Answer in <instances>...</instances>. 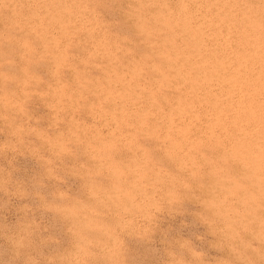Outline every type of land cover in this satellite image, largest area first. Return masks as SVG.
<instances>
[{"label": "rangeland", "instance_id": "rangeland-1", "mask_svg": "<svg viewBox=\"0 0 264 264\" xmlns=\"http://www.w3.org/2000/svg\"><path fill=\"white\" fill-rule=\"evenodd\" d=\"M142 1L0 0V50L6 60L11 61H0V264H25L28 256L35 257L38 264H60V257L74 250L72 209L77 200L91 203L85 188L87 178L82 174L88 168L96 166L87 151L105 155L121 170L155 169L162 170L165 174L187 176L188 173L181 171L180 165L176 164L181 163L179 159L176 161L173 157L181 152L186 155L189 153L200 166L201 176L193 183L192 191L184 194L181 205L169 206L166 189L160 190L159 186L146 187L143 205L146 219L141 222L144 240L141 242L133 236L121 234L119 242L115 245L120 253L117 264H168L170 251L182 252L185 259H191L187 250L179 249L177 241L182 239L191 240L197 250L204 251L208 264H214L215 258L228 255L226 249L218 251L209 245L214 238L211 236L212 229L208 221L214 217L202 202L228 196L230 203L238 204L242 193L226 192V189L232 186L229 181H241L249 163L247 157L259 149L264 151V142H260L264 140V12H261L264 1L247 0L249 2L246 3L243 2L246 0H236L237 3L240 2L239 6L236 1L235 4L232 3L233 0H181V3L180 0H154L157 3L153 0H145V3ZM149 3L150 7L155 6L152 11ZM191 3L195 5L191 6ZM158 4L160 6L156 8ZM244 6L247 7L246 10ZM188 7H191V11ZM209 7H217L219 10L222 7L223 11L210 10ZM253 9V12L255 9L261 11L253 13ZM235 11L242 13L236 14ZM245 12L251 14L246 16ZM241 14H244L246 20L249 19L246 23L250 24L245 23ZM254 14L258 20L254 19ZM195 15L198 20H195ZM259 15L263 17L259 19ZM204 17L206 20H203ZM214 17L223 23L215 21ZM228 19H232L233 23ZM176 20L180 22L176 23ZM141 23L146 27L143 28ZM252 28L254 32L257 29L258 31L254 33ZM207 31H210V35ZM250 31L255 34L253 37ZM198 40L199 42H196ZM175 46H178V50L173 48ZM154 48L160 50L156 52ZM162 48L166 50L163 54ZM208 54L211 58H208ZM190 58L194 62L188 61ZM203 64L206 67L208 64V67ZM135 66L138 68L134 69ZM247 69L250 70L249 74ZM238 80L242 82L238 83ZM214 92L218 94L214 95ZM181 94H184L183 97ZM201 94L205 98L201 97ZM208 96H212L215 102L213 103L211 98L208 100ZM177 98L181 99L178 101ZM201 99L205 100L204 104ZM179 106L187 110L188 115L185 111V117L183 114L186 120L175 116L174 111ZM200 108H205V111ZM172 113L173 121L170 117ZM231 113H234L235 117ZM164 120L169 121L164 123ZM227 120L231 125L227 124ZM208 121L212 125L209 126ZM193 123L195 126L193 125L191 130L189 128ZM248 123L249 125H246ZM219 124L223 125L224 129L221 130ZM235 128L240 129V134ZM249 128H253L252 131ZM230 131L234 132L233 135ZM67 133L74 134L78 142L84 144L73 143L70 145V153L57 157L45 139L64 136ZM215 133L217 139L213 138ZM242 133L244 138L241 137ZM255 137L260 139L259 142ZM237 144H240L239 147ZM245 145L249 146V150ZM250 145L255 146V150L250 148ZM236 149L239 152L235 153L237 156H233ZM211 164L218 165L221 172L216 174ZM212 177L215 179L209 180ZM128 179L131 182L133 178ZM96 181L104 187L111 183L107 173L97 175ZM209 185L213 187L212 190ZM214 186L221 196L217 194ZM243 187L247 189V185ZM60 191L65 192L61 195L69 197L63 216L43 208L45 203H60ZM210 193H213V196ZM176 208H179V211H174ZM101 211L105 222H115L112 210ZM26 224L32 225L31 245L17 255L10 238L22 234ZM95 243L96 247H93L92 251L96 255L90 258V264H107L99 249L102 242ZM84 264L88 262L85 261Z\"/></svg>", "mask_w": 264, "mask_h": 264}, {"label": "clouds", "instance_id": "clouds-1", "mask_svg": "<svg viewBox=\"0 0 264 264\" xmlns=\"http://www.w3.org/2000/svg\"><path fill=\"white\" fill-rule=\"evenodd\" d=\"M0 61L11 62L6 60L2 50ZM175 112L178 117L183 118V108L178 107ZM45 140L57 157L70 153L71 144L83 143L78 142L72 133ZM87 153L96 162L95 168H88L82 174L87 178L85 188L91 203L83 200L74 202V250L62 255L60 264H84L85 261L90 264V258L96 255L92 248L96 247L97 241L102 242L99 249L107 264H117L120 253L115 245L119 242L121 234L133 236L141 242L144 240L141 222L146 219L143 213L146 187L159 186L160 190L166 189L169 206L181 205L184 194L192 191L193 183L201 176L200 166L191 155L183 152L173 157L180 160L181 171L187 172V176L165 174L162 170L155 169L121 170L105 155L89 151ZM247 159L249 163L246 166V174L241 178L243 183L233 181L228 189L229 193H242L238 204L230 203L228 196L202 202L214 217L208 221L212 229L211 236L214 238L209 244L210 247L218 251L226 249L228 252L227 256L215 258L214 264H264V151L258 150ZM211 167L216 174L221 172L218 165L211 164ZM101 173H107L110 177L111 183L108 187L97 183L96 176ZM129 177L133 178L131 182ZM243 185H247V189ZM61 193L65 192H58L60 203H45L43 208L63 216L69 197ZM101 210H112L115 222H105ZM174 211H179V208ZM31 235L32 225L26 224L22 234L10 238L17 255L31 245ZM177 244L179 249L187 250L191 259H185L182 252L170 251L168 264H208L206 253L197 250L191 240L182 239L177 241ZM25 264H38V261L35 257L28 256Z\"/></svg>", "mask_w": 264, "mask_h": 264}, {"label": "bare ground", "instance_id": "bare-ground-1", "mask_svg": "<svg viewBox=\"0 0 264 264\" xmlns=\"http://www.w3.org/2000/svg\"><path fill=\"white\" fill-rule=\"evenodd\" d=\"M141 1H142V0H140V2H141ZM153 1H154V0H153ZM183 1H184V0H182V2H183ZM191 1H192V0H191ZM191 1H190V2H191ZM197 1H198V0H197ZM205 1H206V0H205ZM207 1H208V0H207ZM207 1H206V2H207ZM223 1H224V0H223ZM234 1H236V0H233L232 3L235 4ZM238 1H239V0H238ZM257 1H258V0H257ZM263 1H264V0H263ZM135 2H136V1H134V3H135ZM140 2H138V3H140ZM142 2H143V1H142ZM154 2H155V1H154ZM157 2H158V0H157ZM157 2H155V3H157ZM171 2H172V1H171ZM184 2H185V1H184ZM202 2H203V1H202ZM225 2H226V1H225ZM227 2H228V1H227ZM243 2L248 3L249 1L247 2V0H246V1H243ZM254 2H255V0H254ZM258 2H259V1H258ZM260 2H261V1H260ZM144 3H145V0H144ZM161 3H162V2H161ZM177 3H178V2H177ZM180 3H181V0H180ZM180 3H178V4L180 5ZM187 3H188V2H187ZM194 3L196 4V2H194ZM232 3H231V4H232ZM238 3L240 4V2H238ZM238 3H237V1H236V4L239 6ZM261 3H262V2H261ZM141 4H142V3H141ZM163 4H164V3H163ZM163 4H162V5H163ZM182 4H183V3H182ZM182 4H181V5H182ZM192 4H193V3H191V6H192ZM195 4H193V5H195ZM202 4H203V3H202ZM208 4L210 5V2H209ZM212 4H213V3H212ZM218 4H219V3H218ZM218 4H216V5L218 6ZM231 4H230V5H231ZM252 4H255V3H252ZM252 4H251V5H252ZM257 4L259 5V3H257ZM257 4H256V5H257ZM263 4H264V3H263ZM263 4H262V5H263ZM143 5H144V4H143ZM184 5H185V4H184ZM186 5H187V4H186ZM189 5H190V4H189ZM197 5H198V4H197ZM205 5H206V6H209V5H207L206 3H205ZM214 5H215V4H214ZM216 5H215V6H216ZM220 5H221V4H220ZM227 5H228V4H226V6H227ZM248 5H249V4H248ZM251 5H250V7H251ZM136 6H137V5H136ZM152 6H153V5H152ZM159 6H160L159 4H158V6L156 5V8H158ZM182 6H183V5H182ZM203 6H204V5H203ZM226 6H225V7H226ZM231 6H232V5H231ZM252 6H253V5H252ZM149 7H150V3H149ZM154 7H155V6H154ZM154 7H150V8H151V11H152V8L154 9ZM175 7L177 8V6H175ZM179 7H181V6H179ZM193 7H195V6H193ZM197 7H198V6H197ZM235 7H236V6H235ZM244 7H245V6H244ZM250 7H249V9H250ZM161 8H162V6H161ZM165 8H166V4H165ZM173 8H174V7H173ZM182 8L186 9L185 7H182ZM201 8H202V7H200V9H201ZM237 8H238V7H237ZM246 8H247V7H245L244 9L246 10ZM254 8H256V7H254ZM260 8H261V7H260ZM178 9H179V8H178ZM189 9H191V7H188V10H189ZM192 9H193V8H192ZM198 9H199V7H198ZM207 9H208V8H207ZM207 9H206V11H205V9H203V10H204L205 12H207V11H208ZM209 9L211 10L212 7H211V8L209 7ZM214 9H217V7L214 8ZM214 9H212V10H214ZM222 9H223V8L221 7V10H222ZM226 9H228V7H227ZM230 9H231V8H230ZM158 10H159V9H158ZM158 10H157V11H158ZM188 10H187V11H188ZM195 10H196V9H195ZM201 10H202V9H201ZM217 10H219V9H217ZM221 10H219V11L222 12L223 10H222V11H221ZM224 10H225V9H224ZM236 10H237V9H236ZM240 10H241V8H240ZM245 10H244V11H245ZM247 10H248V9H247ZM250 10H251V9H250ZM257 10H259V9H255V12H256ZM160 11H161V9H160ZM162 11H163V10H162ZM178 11H179V10H178ZM183 11H184V10H183ZM183 11H182V12H183ZM189 11H191V10H189ZM189 11H188V14H189ZM204 11H202L203 14H204ZM227 11H228V10H227ZM253 11H254V9L252 10V12H253ZM259 11H261V10H259ZM163 12H164V11H163ZM184 12H185V11H184ZM193 12H194V11H193ZM202 12H201L200 14H202ZM212 12H213V11H212ZM214 12H216V11H214ZM224 12H225V11H224ZM235 12H236V11H235ZM238 12H241V11H238ZM238 12H236V14H237ZM249 12H251V11H249ZM255 12H253V13H255ZM261 12H264V8H263V11H261ZM186 13H187V12H185V14H186ZM190 13H191V12H190ZM208 13H209V12H208ZM241 13H242V12H241ZM245 13H246V12H245ZM258 13H259V12H258ZM175 14H176V13H175ZM191 14H193V13H191ZM194 14H196V13H194ZM222 14H224V13H222ZM246 14H247V13H246ZM248 14H251V13H248ZM248 14H247L246 16H248ZM259 14H260V13H259ZM157 15H159V14L157 13ZM161 15H162V12H161V14H160V17H161ZM196 15H197V14H196ZM196 15H195V16H196ZM207 15H208V14H207ZM211 15H212V14H211ZM215 15H216V14H215ZM217 15H221V14H217ZM230 15H232V13L229 14V16H230ZM233 15H234V14H233ZM241 15H242V14H241ZM243 15H244V14H243ZM243 15H242V16H243ZM254 15H255V14H254ZM254 15H253V16H254ZM261 15H262V14H261ZM263 15H264V14H263ZM162 16H163V15H162ZM177 16H178V14H177ZM180 16H181V14H180ZM189 16H190V15H189ZM189 16H188V18H189ZM221 16H222V15H221ZM223 16H224V15H223ZM238 16H239V15H238ZM242 16L239 17V18L241 19ZM251 16H252V15H251ZM178 17H179V16H178ZM210 17H211V16H210ZM217 17H218V16H217ZM225 17H226V16H225ZM227 17H228V16H227ZM227 17H226V18H227ZM236 17H237V15L235 16V18H236ZM244 17H245V16H243V18H244ZM256 17H257V16L255 15V18H254V19H256ZM261 17H263V16H260V15H259V19H260ZM161 18H162V17H161ZM197 18H198V17L196 16L195 20H196ZM202 18H203V17H202ZM215 18H216V17H214V19H215ZM229 18H230V17H229ZM233 18H234V16H233ZM245 18H246V17H245ZM245 18H244V19H245ZM175 19H176V18H175ZM179 19H180V18H179ZM181 19H182V17H181ZM181 19H180V20H181ZM183 19H184V18H183ZM183 19H182V20H183ZM199 19H200V17H199ZM216 19H217V18H216ZM216 19H215V21H218V20H219V18H218L217 20H216ZM220 19H221V18H220ZM223 19H224V17H223ZM240 19H239V20H240ZM244 19H242V20H244ZM252 19H253V18H252ZM252 19H251V20H252ZM254 19H253V20H254ZM262 19H264V18H262ZM187 20H188V19H187ZM197 20H198V19H197ZM203 20H206L205 17H204ZM224 20H225V19H224ZM231 20H232V19H231ZM231 20L228 19V21H231ZM235 20H236V19H234V21H235ZM242 20H240V21H242ZM253 20H252V23H253ZM256 20H258V18H257ZM176 21H177L176 23L180 22V21H178V20H176ZM192 21H193V19H192ZM192 21H191V22H192ZM207 21H208V20H207ZM209 21H211V20H209ZM212 21H213V20H212ZM225 21H226V20H225ZM232 21H233V20H232ZM232 21H231V22H232ZM237 21H238V20H237ZM246 21H249V19H248V20L245 19V23H246ZM254 21H255V20H254ZM259 21H260V22H258V23H260V25H261V20H259ZM164 22H165V21H164ZM181 22H182V21H181ZM183 22H184V21H183ZM186 22H187V21H186ZM191 22H188V24L191 23ZM194 22H195V21H194ZM199 22H200V20H199ZM219 22H220V24L223 23V21H220V20H219ZM219 22H218V23H219ZM226 22H227V21H226ZM238 22H239V21H238ZM196 23H197V22H196ZM201 23H202V21H201ZM204 23H205V22H203V24H204ZM232 23H233V22H232ZM262 23L264 24V21H262ZM139 24H140V23H139ZM139 24H138V25H139ZM165 24H166V23H165ZM168 24H169V23H168ZM185 24H186V23H185ZM191 24H192V23H191ZM206 24H207V23H206ZM208 24H209V23H208ZM216 24H217V23H216ZM227 24H228V23H227ZM246 24H247V23H246ZM248 24H250V23L248 22ZM248 24H247V25H248ZM145 25H146V24H145ZM177 25H178V24H177ZM182 25H184V24H182ZM193 25H194V24H193ZM195 25H197V24H195ZM214 25H215V24H214ZM230 25H231V24H230ZM141 26H142V23H141ZM205 26H206V25H205ZM217 26H218V25H217ZM224 26H225V24H224ZM228 26H229V25H228ZM233 26H234V25H233ZM233 26L231 27L232 29H233ZM239 26H240V25H239ZM258 26H259V25H258ZM142 27H143V26H142ZM144 27H146V26H144ZM144 27H143V28H144ZM174 27H176V26H174ZM179 27H180V26H179ZM179 27H178V28H179ZM208 27H210V26H208ZM244 27H245V25H244ZM261 27H262V26H261ZM261 27H260V28H261ZM137 28H138V27H137ZM137 28H136V29H137ZM181 28H182V27H181ZM217 28H218V27H217ZM224 28H225V27H224ZM236 28H237V25H236ZM236 28H235V29H236ZM238 28H240V27H238ZM242 28H243V26H242ZM250 28H251V27H250ZM254 28H255V27H254ZM256 28H257V27H256ZM200 29H201V28H200ZM211 29H212V28H211ZM215 29H216V28H215ZM218 29H219V28H218ZM225 29H226V28H225ZM235 29H234V30H235ZM240 29H241V28H240ZM252 29H253V28H252ZM134 30H135V28H134ZM179 30H181V29H179ZM208 30H209V29H208ZM236 30H237V29H236ZM238 30H239V29H238ZM243 30H244V28H243ZM250 30H251V29H250ZM261 30H262V29H261ZM135 31H136V30H135ZM146 31H147V30H146ZM175 31H176V30H175ZM191 31H192V30H191ZM203 31H204V30H203ZM244 31H246V28H245ZM256 31H258V29L255 30V32H256ZM223 32H225V31H223ZM231 32H232V31H231ZM235 32H236V31H235ZM240 32H241V31H240ZM250 32H251V31H250ZM253 32H254V29H253ZM253 32H251V33H253ZM255 32H254V33H255ZM142 33H143V32H142ZM144 33H145V30H144ZM178 33H179V32H178ZM206 33H209V35H210V31H207ZM211 33H213V32H211ZM218 33H219V32H218ZM237 33H238V32H237ZM251 33H250V36H251ZM254 33L252 34V37H253V35H255ZM199 34H200V33H199ZM214 34H215V33H214ZM227 34H228V33H227ZM227 34H226V35H227ZM263 34H264V33H263ZM202 35H204V34H202ZM220 35H221V34H220ZM223 35H224V34H223ZM235 35H236V33H235ZM240 35L242 36V34H240ZM243 35H244V34H243ZM257 35L259 36L258 33H257ZM260 35H261V34H260ZM139 36H140V35H139ZM184 36H185V34H184ZM194 36H195V35H194ZM218 36H219V35H218ZM230 36H231V35H230ZM233 36H234V35L232 34V37H233ZM248 36H249V35H248ZM258 36H255V38L257 37V39H259ZM263 36H264V35H263ZM140 37H141V36H140ZM204 37H205V36H204ZM213 37H214V36H213ZM224 37H225V36H224ZM232 37H231V38H232ZM235 37H236V36H235ZM239 37H240V36H239ZM173 38H174V37H173ZM220 38H221V37H220ZM231 38H230V39H231ZM167 39H168V38H167ZM179 39H180V38H179ZM189 39H190V38H189ZM198 39H199V38H198ZM201 39H202V38H201ZM204 39H205V38H203L202 40H204ZM210 39H211V38H210ZM248 39H249V38H248ZM252 39H253V38H252ZM261 39L263 40V37H262ZM199 40H200V39H199ZM199 40L196 41V42H199ZM208 40H209V39L207 38V41H208ZM216 40H218V39H216ZM236 40H237V39H236ZM245 40H246V39H245ZM249 40H250V39H249ZM253 40H255V39H253ZM150 41H151V40H150ZM150 41H147V42H150ZM154 41H155V40H154ZM154 41H152V43H153ZM164 41H166V40H164ZM179 41H180V40H179ZM192 41H193V40H192ZM192 41H190V42H192ZM258 41H260V40H258ZM147 42H146V43H147ZM167 42H168V41H167ZM183 42H184V41H183ZM236 42H237V41H236ZM242 42H243V41H242ZM244 42H245V41H244ZM254 42H256V41H254ZM106 43H107V42H106ZM168 43H169V42H168ZM171 43H172V42H171ZM184 43H185V42H184ZM186 43H187V42H186ZM261 43H262V42H261ZM218 44H219V43H218ZM245 44H246V43H245ZM259 44H260V43H259ZM172 45H174V44H172ZM194 45H196V44H194ZM194 45H193V46H194ZM215 45H216V42H215ZM226 45H227V44H226ZM247 45H248V44H247ZM168 46H169V45H168ZM220 46H221V45H220ZM239 46H240V45H239ZM239 46H238V48H239ZM93 47H94V46H93ZM147 47H148V46H147ZM177 47H178V46H177ZM177 47L175 46V47H173V48H176V49H177ZM182 47H183V44H182ZM194 47H195V46H194ZM228 47H229V46H228ZM233 47H234V46H233ZM241 47H242V46H241ZM165 48H166V47H165ZM167 48H168V47H167ZM184 48H186V47H184ZM184 48H183V49H184ZM219 48H220V47H219ZM249 48L251 49V47H249ZM115 49H116V48H115ZM154 49H155V48H154ZM162 49H163V48H162ZM181 49H182V48H181ZM191 49H192V48H191ZM191 49H190V50H191ZM202 49H203V48H202ZM210 49H211V48H210ZM213 49H214V48H213ZM216 49L218 50V48H216ZM230 49H231V47H230ZM232 49H233V48H232ZM254 49H256V48H254ZM156 50H157V48L155 49V51H156ZM159 50H160V49H158L156 52H158ZM167 50H168V49H167ZM169 50H170V49H169ZM171 50H172V49H171ZM171 50H170V51H171ZM177 50H178V49H177ZM186 50H187V49H186ZM192 50H193V49H192ZM225 50H226V49H225ZM228 50H229V49H228ZM236 50H237V49H236ZM241 50H242V48H241ZM243 50H244V48H243ZM248 50H249V49H248ZM148 51H149V50H148ZM153 51H154V50H153ZM163 51L165 52L166 50L163 49V50H162V54H163ZM170 51H169V53H170ZM181 51H182V50H181ZM184 51H185V50H184ZM251 51H253V50H251ZM260 51H261V50H260ZM262 51H264V50H262ZM160 52H161V51H160ZM191 52H192V51H191ZM194 52H195V51H194ZM236 52H237V51H236ZM254 52H255V51H254ZM181 53H182V52H180L179 54L181 55ZM184 53H185V52H184ZM260 53H261V52H260ZM106 54H107V53H106ZM162 54H161V55H162ZM165 54H167V53H165ZM179 54H178V55H179ZM195 54H196V53H195ZM210 54H211V53H210ZM228 54H229V53H228ZM246 54H247V53H246ZM176 55H177V54H176ZM176 55L174 54V56H176ZM180 55H179V56H180ZM182 55H183V54H182ZM182 55H181V56H182ZM191 55H192V53L190 54V57H191ZM219 55H220V54H219ZM219 55H218V56H219ZM255 55H256V54H255ZM179 56H178V57H179ZM181 56H180V57H181ZM207 56H208V58H211V57H209V54H208ZM211 56H212V55H211ZM236 56H237V53H236ZM152 57H153V56H152ZM162 57H163V56H162ZM182 57H183V56H182ZM182 57H181V58H182ZM188 57H189V56H188ZM205 57H206V56H205ZM219 57H222V56H219ZM225 57H226V56H225ZM225 57H224V58H225ZM258 57H259V56H258ZM263 57H264V56H263ZM192 58H193V57H192ZM199 58H200V57H199ZM199 58H198V60H199ZM217 58H218V57H217ZM222 58H223V57H222ZM242 58H243V57H242ZM173 59H174V58H173ZM195 59H196V58H195ZM195 59H194V60H195ZM200 59H203V58H200ZM213 59H214V58H213ZM134 60H135V59H133V61H134ZM158 60H159V59H158ZM162 60H163V59H162ZM175 60H176V59H175ZM178 60H182V59H177L176 61H178ZM259 60H260V59H259ZM185 61H186V60H185ZM188 61H191V62H192L193 60H191V58H190V60L188 59ZM202 61H204V60H202ZM205 61H206V59H205ZM135 62H136V61H135ZM183 62H184V61H183ZM193 62H194V61H193ZM209 62H210V61H209ZM232 62H233V61H232ZM238 62H239V61H238ZM240 62H241V61H240ZM170 63H171V62H170ZM181 63H182V62H181ZM187 63H188V62H186V64H187ZM200 63H201V62H200ZM200 63H199V65H200ZM246 63H247V62H246ZM256 63H257V62H256ZM130 64H131V63H130ZM133 64H134V63H133ZM186 64H185V65H186ZM191 64H192V63H191ZM227 64H228V63H227ZM240 64H241V63H240ZM243 64H244V63H243ZM247 64H249V63H247ZM257 64H259V63H257ZM135 65H137V64H135ZM183 65H184V64H183ZM188 65L190 66L189 63H188ZM193 65L196 66L197 64H196V65L193 64ZM203 65H204V64H203ZM203 65H202V66H203ZM219 65H221V64H219ZM229 65H230V64H229ZM237 65H238V64H237ZM132 66H133V65H132ZM204 66H205V65H204ZM204 66H203V67H204ZM215 66H217V65H215ZM215 66H214V67H215ZM231 66H232V65H231ZM231 66H230V68H231ZM235 66H236V65H235ZM238 66H239V65H238ZM255 66H257V65H255ZM128 67H129V66H128ZM136 67H137V66H135V68H134V67H133V68L136 69ZM148 67H150V66H148ZM153 67H154V66H153ZM185 67H187V66H185ZM205 67H206V66H205ZM207 67H208V64H207ZM207 67H206V68H207ZM209 67H210V66H209ZM228 67H229V66H228ZM251 67H252V66H251ZM251 67H250V68H251ZM253 67H254V66H253ZM258 67H260V65H259ZM137 68H138V67H137ZM160 68H161V67H160ZM176 68H177V67H176ZM181 68H182V67H181ZM206 68H205V69H206ZM210 68L212 69V67H210ZM225 68H226V67H225ZM241 68H242V67H241ZM241 68H240V69H241ZM256 68H257V67H256ZM130 69H131V68H130ZM151 69H152V68H151ZM154 69H155V67H154ZM184 69H185V68H184ZM194 69H196V68H194ZM242 69H243V68H242ZM244 69H245V68H244ZM155 70H156V69H155ZM159 70H161V69H159ZM198 70H199V69H198ZM224 70H225V69H224ZM227 70H228V69H227ZM247 70H249V69H247ZM256 70H257V69H256ZM258 70H259V69H258ZM163 71H164V70H163ZM209 71H210V70H209ZM220 71H221V69H220ZM237 71H238V70H237ZM240 71H241V70H240ZM240 71H239V72H240ZM251 71H252V69H251ZM263 71H264V70H263ZM164 72H165V71H164ZM190 72H192V71H190ZM196 72L198 73V71H196ZM211 72H213V70H211ZM211 72H210V74H211ZM221 72H222V71H221ZM243 72H246V71L243 70ZM249 72H250V70L248 71V74H249ZM154 73H155V76H156V72H154ZM175 73H176V72H175ZM222 73H223V72H222ZM222 73H220V74H222ZM236 73H237V72H236ZM261 73H262V72H261ZM157 74H159V72H158ZM168 74H169V72H168ZM168 74H167V75H168ZM204 74H206V73H204ZM214 74H215V72H214L212 75H214ZM246 74H247V73H246ZM256 74H257V73H256ZM169 75H170V74H169ZM174 75H175V74H174ZM216 75H217V74H216ZM228 75H229V74H228ZM259 75H260V74H259ZM157 76H158V75H157ZM160 76H161V75H160ZM170 76H171V75H170ZM183 76H184V75H183ZM185 76H186V75H185ZM219 76H220V75H219ZM244 76H245V75H244ZM158 77H159V76H158ZM172 77H174V76L172 75ZM175 77H176V76H175ZM191 77H192V76H191ZM200 77H202V76H200ZM238 77H239V76H238ZM241 77H242V76H241ZM192 78L194 79V77H192ZM223 78H224V77H223ZM156 79H157V78H156ZM193 79H192V81H193ZM205 79H207V78H205ZM224 79H225V78H224ZM243 79H244V78H243ZM245 79H246V78H245ZM256 79L258 80V78H256ZM259 79H261V78H259ZM139 80H140V79H139ZM162 80H163V79H162ZM189 80H190V79H189ZM189 80H188V82H189ZM210 80H211V79H210ZM213 80H215V79H213ZM217 80H218V79H217ZM228 80H229V79H228ZM261 80H262V79H261ZM172 81H173V80H172ZM198 81H199V80H198ZM198 81H197V83H198ZM201 81H202V80H201ZM203 81H204V80H203ZM219 81H220V80H219ZM240 81H241V80H240ZM240 81L238 80V83H239ZM186 82H187V81H186ZM194 82H195V81H194ZM213 82H214V81H213ZM231 82H232V81H231ZM241 82H242V81H241ZM243 82H245V81H243ZM254 82H255V81H254ZM262 82H263V81H262ZM199 83H200V82H199ZM205 83H206V81H205ZM234 83H237V82H234ZM234 83H233V84H234ZM152 84H155V83H152ZM163 84L165 85V83H163ZM166 84H167V83H166ZM168 84H170V82H168ZM168 84H167V85H168ZM179 84H180V83H179ZM184 84H186V83H184ZM191 84H192V82H191ZM200 84H201V83H200ZM202 84H203V83H202ZM208 84H209V83H208ZM211 84H212V83H211ZM213 84H214V83H213ZM225 84H226V83H225ZM251 84H252V83H251ZM256 84H257V83H256ZM135 85H136V83H135ZM192 85L195 86V84H192ZM198 85H199V84H198ZM216 85H218V83H217ZM226 85H227V84H226ZM226 85H224V86L226 87ZM136 86H137V85H136ZM174 86H175V85H174ZM196 86H197V85H196ZM199 86H200V85H199ZM199 86H198V87H199ZM210 86L213 87V85H210ZM218 86H219V85H218ZM228 86H229V85H228ZM228 86H227V87H228ZM253 86H255V85H253ZM170 87H171V86H170ZM219 87H220V86H219ZM234 87H235V86H234ZM256 87H257V86H256ZM258 87H259V86H258ZM185 88H186V87H185ZM188 88H190V87H188ZM195 88L197 89V87H195ZM206 88H207V87H206ZM230 88H231V87H230ZM230 88H229V89H230ZM240 88H241V87H240ZM251 88H252V87H251ZM152 89H153V88H152ZM186 89H187V88H186ZM208 89H210V88H208ZM225 89H226V88H225ZM238 89H239V88H237V90H238ZM134 90H135V89H134ZM187 90H188V89H187ZM200 90H201V89H200ZM227 90H228V89H227ZM231 90H232V88H231ZM208 91H209V90H208ZM214 91H215V90H214ZM239 91H240V90H239ZM243 91H245V90H243ZM248 92H249V91H248ZM187 93H188V92H187ZM200 93H201V92H200ZM208 93H210V92H208ZM219 93H220V92H219ZM151 94H152V93H151ZM151 94H149V97H151V96H150ZM189 94H190V93H189ZM215 94H218V93H217V92H216V93L214 92V95H215ZM240 94H241V93H240ZM261 94H262V93H261ZM152 95H153V94H152ZM181 95H182L181 97H183L184 94H181ZM198 95L200 96V94H198ZM201 95H202V94H201ZM204 95H205V94H204ZM147 96H148V95H147ZM189 96H190V95H189ZM194 96H195V95H194ZM196 96H197V94H196ZM196 96H195V97H196ZM205 96H206V95H205ZM224 96H225V95H224ZM258 96H259V95H258ZM187 97H188V96H187ZM201 97H203V95H202ZM201 97H198V98L200 99ZM211 97H212V96H211ZM211 97L208 96V98H207V97H206V98L209 100V98H211ZM261 97H262V96H261ZM151 98H152V97H151ZM153 98H154V96H153ZM203 98H205V97H203ZM236 98H237V96H236ZM240 98H241V97H240ZM177 99H178V98H177ZM177 99H176V100H177ZM180 99H181V98H180ZM180 99H178V101H179ZM183 99H184V98H183ZM188 99H189V98H188ZM214 99H215V98H214ZM222 99H223V98H222ZM226 99H227V98H226ZM249 99H250V98H249ZM260 99H261V98H260ZM196 100H198V99H196ZM201 100H202V99H201ZM211 100H212V98H211ZM220 100H221V99H220ZM256 100H258V99H256ZM183 101H184V100H183ZM194 101H195V100H194ZM212 101H213V100H212ZM217 101L219 102V100H217ZM217 101H216V102H217ZM223 101H224V100H223ZM226 101H227V100H226ZM228 101H229V100H228ZM241 101H242V100H241ZM204 102H205V100L203 99V100H202V103L204 104ZM208 102H209V101H208ZM214 102H215V100L213 101V103H214ZM224 102H225V101H224ZM231 102H232V101H231ZM242 102H243V101H242ZM173 103H175V102L173 101ZM180 103H183V102H180ZM180 103H179V105H181ZM184 103H185V102H184ZM209 103L213 104L212 102H209ZM239 103H240V102H239ZM206 104H208V103H206ZM216 104H217V103H216ZM220 104H221V103H220ZM222 104H224V103H222ZM222 104H221V105H222ZM174 105H175V104H174ZM217 105H218V104H217ZM257 105H259V104H257ZM128 106H129V105H128ZM169 106H170V105H169ZM185 106L187 107V105H185ZM214 106H215V105H214ZM235 106H236V105H235ZM235 106H234V108H235ZM247 106H248V105H247ZM262 106H263V105H262ZM179 107H181V106H179ZM192 107H193V106H192ZM229 107H230V106H229ZM236 107H238V106H236ZM248 107H249V106H248ZM263 107H264V106H263ZM169 108H171V107H169ZM182 108L184 109L185 107H182ZM187 108H188V107H187ZM220 108H221V106H220ZM224 108H225V106H224ZM231 108H232V107H231ZM251 108H252V107H251ZM193 109H195V108H193ZM200 109H201V108H200ZM203 109H205V108H203ZM203 109H201V110H203ZM167 110H168V109H167ZM170 110H171V109H170ZM231 110H232V109H231ZM239 110H240V108H239ZM171 111H172V110H171ZM184 111H185V110H184ZM203 111H205V110H203ZM167 112H168V111H167ZM172 112H173V111H172ZM174 112H175V111H174ZM186 112H187V110L185 111V113H186ZM188 112H189V111H188ZM200 112H201V111H200ZM210 112H211V111H210ZM175 113H176V112H175ZM217 113H218V112H217ZM217 113H215V114H217ZM220 113H221V112H220ZM239 113H240V112H239ZM112 114H114V113H112ZM165 114H166V112H165ZM172 114H173V115L170 116V117H171V120L173 119L172 117L174 116V113H172ZM186 114L188 115V113H186ZM186 114H184V117H185ZM198 114H199V113H197V115H198ZM200 114H201V113H200ZM203 114H205V113H203ZM203 114H202L201 116H203ZM212 114H214V113H212ZM225 114L227 115L228 113H225ZM231 114H232V113H231ZM233 114H234V113H233ZM233 114H232V116L235 117ZM237 114H238V113H237ZM262 114H263V113H262ZM166 115H167V114H166ZM209 115H211V114H209ZM217 115H218V114H217ZM239 115H240V114H239ZM175 116L177 117L176 114H175ZM189 116H191V115L189 114ZM189 116H188V117H189ZM201 116H200V117H201ZM207 116H208V115H207ZM243 116H244V115H243ZM246 116H247V115H246ZM251 116H252V115H251ZM129 117H130V116H129ZM163 117L166 118L165 116H163ZM167 117H168V116H167ZM192 117H193V116H192ZM200 117H199V118H200ZM236 117H237V116H236ZM247 117H248V116H247ZM202 118H204V116H203ZM202 118H201V120H202ZM215 118H216V117H215ZM215 118H214V119H215ZM250 118H251V117H250ZM169 119H170V118H169ZM179 119H180V118H178V120H179ZM183 119L186 120L185 118H183ZM187 119H191V120H192V118H187ZM207 119H208V118H207ZM207 119H206V120H207ZM214 119H213V121H214ZM222 119H223V117H222ZM229 119H230V118H229ZM237 119H238V118H237ZM239 119H240V118H239ZM248 119H249V118H248ZM253 119H254V118H253ZM181 120H182V118H181ZM195 120H196V118H195ZM203 120H205V119H203ZM166 121H169V120H166ZM166 121L164 120V123H165ZM172 121H173V120H172ZM172 121H171V122H172ZM196 121H197V120H196ZM239 121L241 122V120H239ZM247 121H249V120H247ZM260 121H261V120H260ZM179 122H180V121H179ZM185 122H187V121H185ZM191 122H192V121H191ZM193 122H194V121H193ZM229 122H230V121H229ZM250 122H252V121H250ZM257 122H258V119H257ZM198 123H199V122H198ZM206 123H207V122H206ZM237 123H238V122H237ZM244 123H245V122H244ZM167 124H168V123H167ZM172 124H173V123H172ZM189 124H190V122H189ZM223 124H226V123L223 122ZM227 124L231 125L230 123H228V120H227ZM260 124H261V123H260ZM164 125H165V124H164ZM174 125H175V123H174ZM174 125H173V126H174ZM191 125H192V126H190V128L188 127L189 129H191V127H194V126H195L194 123L191 124ZM193 125H194V126H193ZM201 125H203V123H202ZM201 125H200V126H201ZM208 125L210 126V125H212V124H209V121H208ZM219 125H220V124H219ZM219 125H218V126H219ZM233 125H234V124H233ZM233 125H232V127H233ZM246 125H249V123L246 124ZM251 125H252V124H251ZM165 126H166V125H165ZM169 126H170V125H169ZM186 126H187V125H186ZM186 126H185V127H186ZM215 126H216V125H215ZM218 126H217V127H218ZM220 126H221V125H220ZM222 126H223V125H222ZM222 126H221V127H222ZM237 126H238V125H236V127H237ZM259 126H260V125H259ZM263 126H264V125H263ZM221 127H220V128H221ZM232 127H231V128H232ZM250 127H251V126H250ZM170 128H171V127H170ZM173 128H174V130H176V127H175V126H174ZM197 128H198V127H197ZM205 128H207V126H206ZM210 128H211V127H210ZM212 128H213V126H212ZM215 128H216V127H215ZM218 128H219V127H218ZM229 128H230V127H229ZM253 128H254V127H253ZM253 128H251V129L249 128V129L252 131ZM168 129H169V128H168ZM179 129H180V128H179ZM179 129H178V131H180ZM192 129H193V128H192ZM192 129H191V130H192ZM203 129H204V128H203ZM222 129H224V128L222 127L221 130H222ZM235 129L238 130V128H235ZM194 130H195V129H194ZM211 130H212V129H211ZM230 130H232V129H230ZM239 130H240V129H239ZM239 130H238V131H239ZM241 130H242V129H241ZM243 130H244V129H243ZM176 131H177V130H176ZM176 131H174L175 134H176ZM208 131L210 132L209 128H208ZM213 131H214V130H213ZM244 131H245V130H244ZM167 132H169V131H167ZM170 132H171V131H170ZM172 132H173V130H172ZM172 132H171V134H173ZM188 132H190V131H188ZM196 132H197V131H196ZM230 132H231V134L233 135L234 132H233V133H232V131H230ZM230 132H229L228 134H230ZM235 132H237V131L235 130ZM182 133H183V132H182ZM191 133H192V132H191ZM197 133H198V132H197ZM164 134H168V133H164ZM175 134H174V136H175ZM180 134H181V132H180ZM184 134H185V133H184ZM216 134H217V133H215V136H214V137L212 136V137H213V138H216ZM239 134H240V131H239ZM244 134H245V133H244ZM177 135H178V134H177ZM181 135H183V134H181ZM186 135L189 136L190 134H186ZM220 136H221V135H220ZM263 136H264V135H263ZM181 137H182V136H181ZM183 137H184V136H183ZM186 137H187V136H186ZM203 137H204V136H203ZM233 137H235V135H234ZM241 137H243V138L245 137V136H243V133H242ZM241 137H240V138H241ZM261 137H262V135H261ZM177 138H178V137H177ZM213 138H212V139H213ZM237 138H239V137H237ZM237 138H236V139H237ZM243 138H242V139H243ZM247 138H248V137H246V139H247ZM255 138H257V137H255ZM181 139H182V138H181ZM184 139H185V138H184ZM187 139H188V138H187ZM187 139H186V141H187ZM216 139H217V138H216ZM231 139H232V138H231ZM233 139H234V138H233ZM242 139H241V140H242ZM249 139H250V138H249ZM257 139H258V142H259L260 139H259V138H257ZM193 140H194V139H193ZM193 140H192V141H193ZM184 141H185V140H184ZM186 141H185V142H186ZM194 141H195V140H194ZM217 141H219V140H217ZM243 141H245V140H243ZM243 141H242V142H243ZM255 141H256V140H255ZM231 142H232V141H231ZM231 142H230V143H231ZM233 142H235V139H234ZM239 142H240V141H239ZM246 142H247V141H246ZM252 142H253V141H252ZM252 142H251V143H252ZM260 142H264V140H263V141H260ZM188 143H189V142H188ZM194 143H195V142H194ZM190 144H191V143H190ZM190 144H189V145H190ZM218 144H219V143H218ZM245 144L249 145L248 143H245ZM256 144H257V142H256ZM185 145H186V144H185ZM193 145H194V144H193ZM228 145H229V144H228ZM232 145H233V144H232ZM232 145H230L229 147H231ZM239 145H240V144H239ZM239 145L237 144L238 147H239ZM247 145H245V146L247 147ZM263 145H264V144H263ZM241 146H243V144H242ZM241 146H240V148H242ZM252 146H253V145H252ZM252 146L250 145V148H253V149H254L255 146H254V147H252ZM258 146H259V143H258ZM260 146H261V143H260ZM191 147H192V145H191ZM225 147H226V146H225ZM227 147H228V146H227ZM248 147H249V146H248ZM248 147H247V150H249ZM185 148H186V147H185ZM189 148H190V147H189ZM231 148H232V147H231ZM235 148H236V147H235ZM255 148H256V147H255ZM223 149H224V147H223ZM238 149H239V148H238ZM238 149H236V151L234 152L233 156H234V155L237 156L235 153H236V152H239ZM258 149H259V147H258ZM187 150H188V148H187ZM228 150H229L230 152H232V150H230L229 148H228ZM228 150H227V151H228ZM233 150H234V148H233ZM241 150H242V149H241ZM241 150H240V151H241ZM247 150H246V151H247ZM254 150H255V149H254ZM259 150H260V149H259ZM188 151H189V150H188ZM222 152H223V151H222ZM243 152H244V151H243ZM248 152H251V151H248ZM187 153H188V152H187ZM190 154H191V153H190ZM237 154H238V153H237ZM243 154H244V153H243ZM250 154H251V153H250ZM188 155H189V153H188ZM231 155H232V154H231ZM245 155H246V152H245ZM238 156H239V154H238ZM241 157H242V156H241ZM236 158H237V157H236ZM245 158H246V157H245ZM236 160H237V159H236ZM247 160H248V159H247ZM247 160H246V161H247ZM176 161H177V158H176ZM179 161H180V160H179ZM243 161H244V160H243ZM237 162H238V161H237ZM244 162H245V161H244ZM247 162H248V161H247ZM176 164H179V165H180V163H176ZM240 164H241V163H240ZM244 164H245V163H244ZM240 166H242V165H240ZM242 167H244V166H242ZM209 168H210V167H209ZM239 168H240V167H239ZM234 169H235V168H234ZM223 177H224V176H223ZM216 178H218V177H216ZM212 179H215V177H214V178L212 177V178L209 179V180H212ZM222 179H223V178H222ZM228 179H229V178H228ZM218 180H219V178H218ZM224 180H225V179H224ZM222 181H223V180H222ZM228 181H229V180H228ZM210 182H211V181H210ZM215 182L217 183L218 181L215 180ZM225 182H226V181H225ZM229 182H230L231 185H232V181L230 180ZM218 183H220V182H218ZM230 183H229V184H230ZM222 184L224 185V181H223ZM222 184H221V185H222ZM211 185H212V184H211ZM211 185H209L208 187H210ZM217 185H218V184H217ZM219 185H220V184H219ZM218 187H219V186H218ZM224 187H225V185H224ZM210 188H211V187H210ZM210 188H209V189L207 188V189H208L210 192H212L211 190L213 189V187L211 188V190H210ZM214 188H216V187L214 186ZM221 188H222V187H221ZM229 188H230V187H229ZM223 189H224V188H223ZM216 190H217V188H216ZM224 191H225V189H224ZM224 191H222V192H224ZM227 191H228V190L226 189V192H227ZM222 192H221V193H222ZM214 193H215V192H214ZM210 194H211V193H210ZM217 194H218V190H217ZM222 194H223V193H222ZM224 194H225V193H224ZM211 195L213 196V193H212ZM218 195L221 196L220 194H218ZM238 195H239V194H238ZM219 196H218V198H219ZM215 197H216V196H215ZM216 198H217V197H216ZM215 200H216V199H215Z\"/></svg>", "mask_w": 264, "mask_h": 264}]
</instances>
